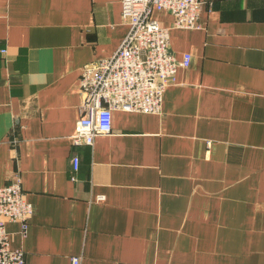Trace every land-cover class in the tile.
I'll use <instances>...</instances> for the list:
<instances>
[{
	"label": "crops",
	"instance_id": "crops-1",
	"mask_svg": "<svg viewBox=\"0 0 264 264\" xmlns=\"http://www.w3.org/2000/svg\"><path fill=\"white\" fill-rule=\"evenodd\" d=\"M202 2L199 28L170 29L189 62L160 112L114 110L73 145L80 71L124 38L121 0H0V186L20 171L34 206L5 225L26 264H264V0Z\"/></svg>",
	"mask_w": 264,
	"mask_h": 264
},
{
	"label": "built area",
	"instance_id": "built-area-1",
	"mask_svg": "<svg viewBox=\"0 0 264 264\" xmlns=\"http://www.w3.org/2000/svg\"><path fill=\"white\" fill-rule=\"evenodd\" d=\"M202 0H121V15L128 30L108 57L85 64L79 75L80 117L73 145H91L97 135L111 131L112 111L159 113L166 86L178 65L186 66L189 55L178 61L170 46V29L199 28ZM154 12L172 16L164 26ZM78 157L72 158L78 169ZM25 198L20 171L0 186V264H26L24 251L9 243L6 222H19L25 229L34 214ZM72 262L78 264V258ZM126 264V263H119Z\"/></svg>",
	"mask_w": 264,
	"mask_h": 264
}]
</instances>
